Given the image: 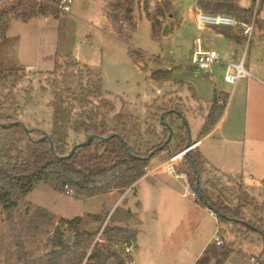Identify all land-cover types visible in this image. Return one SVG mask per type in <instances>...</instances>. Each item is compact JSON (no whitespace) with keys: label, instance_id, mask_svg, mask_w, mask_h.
<instances>
[{"label":"rangeland","instance_id":"374dc122","mask_svg":"<svg viewBox=\"0 0 264 264\" xmlns=\"http://www.w3.org/2000/svg\"><path fill=\"white\" fill-rule=\"evenodd\" d=\"M11 1L13 0H0V6ZM116 2L117 0H75L69 16H55L49 11L45 15H29L26 22L21 18L11 17L5 36L6 39H16L17 44L5 42L0 35V69L4 68L8 73L14 70V74L17 73L18 81L15 83V78L10 77L5 92L13 91L16 100H19L20 110L16 114L22 122L46 131L52 129L51 92L56 86L55 78L60 79L58 83L62 86L66 64L71 63L69 57L73 59L72 63H79L83 69L89 68L99 73L94 75H99L104 98L109 104V109H103L102 113L110 122L117 114L123 113L127 118L124 134L132 147H137L142 154L159 147L166 137L165 129L159 122L160 109L180 110L191 118L199 116L197 120L190 121L194 134L195 124L202 121L201 115L210 113L212 106L199 102L190 105L189 102L184 103L181 97H191L196 91L201 97L212 100L215 95L219 97L221 92H225L226 99L222 97L223 113L229 109L234 94L232 87L223 81V66H213L208 71L189 65L174 66L166 78L156 79L153 74L165 72L167 65L151 60L153 57L189 62L192 56L189 48L194 40L196 44V39L200 38L207 46L206 49L218 50L224 61L232 51L237 52L238 59L244 55L245 69L264 80V27L258 25V20H264L261 0L254 36L248 46L246 42L237 44L226 40L214 30L210 33L208 29L204 32L197 31V0H123L125 10L133 3V20L124 17V9H117L115 12L120 14V22L114 24L109 12L113 11L110 5L117 4ZM250 4V0H240V5L245 8ZM159 8L163 9V15H157ZM166 25H169V33L163 34ZM235 30L240 35L243 34L241 27ZM57 61L62 69L53 74ZM72 71L76 72L77 69ZM84 76L86 86L87 74ZM78 83L75 80L72 87L76 89ZM94 102L98 104V100L94 99ZM241 117L240 125L243 128L245 115L242 114ZM169 120L167 117L168 123ZM175 120V127L180 128L178 131L183 137L182 122ZM199 138V135L193 137V144ZM84 139L73 135L72 143ZM182 147L180 139L173 140L168 148L157 153L143 169L146 173V168L152 170L161 166L154 172V176L165 174L160 178L140 179L124 190L114 188L93 197H76L71 189L67 188L62 192L50 184H41L21 200L12 220L0 208V264H31L33 260L26 261L27 253L31 252L33 258L41 263L42 257L50 250L45 246L62 219L85 217L89 220L86 217L88 214L106 217L122 196V205L138 213L146 223L144 233H140L137 238L138 246L133 245L136 252L140 249L143 255L148 254L149 250L156 254L164 251L166 255H173L183 251L187 260L195 257L201 245L210 237L211 242L215 243V236L219 234L224 244H233L232 252L224 264H264L260 234L244 225L224 222L219 214L215 218L212 212L216 210L209 209L210 204L206 206L199 201L193 190L188 193L187 181L190 182L193 175L188 169L187 159L183 155L181 159L172 161V157L184 152L185 147ZM170 166L176 170L174 174L167 173ZM182 171L187 172L186 176L176 177ZM122 173L123 171L119 173V179H109L104 184L116 186L130 182V178H125ZM243 177L242 180L240 177L237 179L235 176L208 170L204 166L201 184L216 204L232 208L237 206V197L241 194L240 185L243 184L246 186L245 191L255 199V203L245 210V216L257 221L258 218H264V212L258 213V216L255 213V210L263 208L264 196H259L258 191L253 192L255 182L246 175ZM208 181L217 185L218 191L207 186ZM169 185L180 195L173 194ZM109 219H106L105 224ZM138 224L139 221L135 218L130 227L135 229ZM99 225L89 223L83 229L95 231ZM101 233L102 231L96 238L100 244L103 243ZM66 235L67 239L70 237L68 242L74 243V233ZM107 264L115 263L112 260Z\"/></svg>","mask_w":264,"mask_h":264},{"label":"trees","instance_id":"16d2710c","mask_svg":"<svg viewBox=\"0 0 264 264\" xmlns=\"http://www.w3.org/2000/svg\"><path fill=\"white\" fill-rule=\"evenodd\" d=\"M122 1L117 0V4L110 5L113 11L109 12V17L114 24L120 22V14L115 11L124 9ZM256 1L250 0V6L245 8L240 5V0H197V7L206 13L226 14L237 18L244 24H248L254 17ZM261 4L264 6V0H261ZM49 11L55 16L59 14L55 10L39 7L37 3L31 0H13L11 3L0 6V35H2V39L5 42L17 44L16 39H6L5 36L11 17L21 18L22 21L26 22L29 20V15H45ZM124 11V17H129L132 21L133 3ZM163 14V9L159 8L157 15ZM258 17L259 15H257L256 22ZM150 22L152 23V19H150ZM258 25L261 28L264 27V20H258ZM154 26L153 23V30L155 29ZM213 29L218 34L237 44L246 42L243 34L240 35L235 28L214 27ZM69 59L71 63L68 62L66 64V70L61 80L62 86L60 87L58 83L60 79L55 78L56 86L51 92L53 99L50 106L53 108V114L52 129L50 131H46L43 128H34L26 124L32 131L31 135H29L21 126L12 128H2L0 126V208L4 210L10 220H12L14 211L19 208L21 200L41 184H50L53 188L62 192L67 188L71 189L76 197H93L114 188L124 190L145 175L143 169L147 166L149 160H142L140 157H148L153 149L146 154H142L136 149L137 147H132L128 137L124 134L127 129V118L123 113L117 114L112 122L102 113L103 109H109V104L104 98L99 75H94L99 73L93 72L89 68H84V70L79 63H72L73 59L70 57ZM61 69L62 66L57 61L53 74H56ZM70 69H77V71H70ZM13 71L8 73L6 69H0V123L21 121L16 114L20 110L19 100H16L13 91L5 92L10 77L15 78V83L18 81L17 73L14 74ZM166 71H158L153 75L156 79H164L170 73V71ZM84 72L87 74L88 79L86 86L84 84ZM76 74L80 75L77 76ZM75 80L79 82L76 89L72 87ZM222 97L226 99L223 95L215 97V103L205 118L199 137L209 133L215 126L216 115L223 110L224 101ZM94 99L98 100V104H95ZM219 99L222 100L221 104L218 102ZM218 104L220 106L217 108ZM11 110H13L12 113L9 112ZM170 110L172 109H160V112L163 114L168 113ZM175 111H179L185 116L182 111L176 109ZM167 117L170 118L169 123L166 121ZM175 119L180 120L176 112L167 114L164 121L174 130L171 142L180 139L182 148H184L187 142L186 129L182 123L181 128L184 131V136L182 137L178 131L180 128L175 127ZM159 122L162 124L161 118ZM163 128L165 129L166 137L157 148L162 147L169 136L168 129L164 126ZM46 134L50 135L54 142L55 154L52 152L48 142L37 141ZM112 134L121 135L125 144L118 138H112L106 143L96 140L90 146L79 148L69 159L61 160L56 156H66L72 148L86 141L92 135L107 137ZM73 135L85 139L72 143ZM169 144L164 147V150L169 147ZM182 148H179V150ZM185 158L187 159L188 169L193 175L190 183L197 193L199 201L206 206L210 204L224 222H232L235 225L244 224L231 220L247 222L250 225V227H247L249 230L260 234L264 254V218H258L257 221H254L253 218H246L245 210L255 203V199L250 197L245 191L246 186L240 185L239 192L241 194L237 197L238 203L235 208L229 205L216 204L210 197L208 190L202 188L201 183L200 190H197V175L192 161L197 166L202 178L204 175V163L200 159L199 152L192 150L190 155L185 154ZM122 171L125 178H130V182L116 186H112L109 183L104 184L106 180L119 179V173ZM181 173L187 174L185 171ZM236 178L238 179L239 176ZM240 178L242 180V177ZM230 181L232 180L230 179ZM206 184L211 189L218 191L217 185L211 181L206 182ZM252 191L255 192L256 190L252 188ZM219 192L223 193V191ZM260 212H264V206L255 210L256 216ZM86 217L89 220H86L85 217H76L72 220L62 219L60 226L55 229L53 236L45 246L46 249L50 250L42 257L41 263L33 258L32 252L27 253L26 261L33 260L30 262L31 264H107L113 260L115 264H127L123 246L125 243L133 244L138 231V228L132 229L130 227L131 222L136 218L132 211L119 207L106 224L108 215L102 217L97 214H88ZM89 223H98L100 225L95 231L83 229ZM101 231L100 239L103 240L102 244L96 241ZM66 233H74V243L68 242ZM232 246L233 244H224L221 247L215 243L210 244L196 264H213V261H215L214 264H224L232 252Z\"/></svg>","mask_w":264,"mask_h":264},{"label":"crops","instance_id":"0c3cea01","mask_svg":"<svg viewBox=\"0 0 264 264\" xmlns=\"http://www.w3.org/2000/svg\"><path fill=\"white\" fill-rule=\"evenodd\" d=\"M213 30L214 29H208V32L210 33ZM190 43L191 42L189 41V44ZM203 48H207L204 43ZM189 50L191 51V54H193L196 50L195 40L193 41ZM224 83L226 85H230L225 81ZM231 87L233 89L234 94L231 98V105L229 109L227 111H224L223 113L221 112L220 114L216 115L217 120L215 126L210 130L209 133H207L203 137H200L196 142H194L191 149L199 152L201 156L200 159L208 170L217 171L231 177H243V175H246L249 180L255 182V185L257 187L253 186V189L258 191L259 194L262 193L261 197H263L264 80L252 74V77L242 78L239 80L235 87ZM222 95L225 98L227 96L225 92H221L219 97H221ZM181 99L184 101V103L189 102L188 104L190 105L199 102L200 104L213 106V104L215 103V98L212 100H207L201 97L196 91L193 92L191 97L186 96L181 97ZM218 102L221 103L220 99ZM242 114L245 115L243 128H241L240 125ZM206 116L207 114L201 115L202 121L200 123L195 124V132L193 136L194 138L199 135L202 126L204 125ZM185 117L187 118L189 123L190 121H195L200 118L199 116L191 118L188 114H185ZM184 156L182 153L175 155L174 157H172V161H177ZM161 176L145 175L141 179H157ZM169 188L173 194L180 195L174 187L169 185ZM182 196H185V194H183ZM122 197H120L114 203L113 207L109 210L108 218H110L111 215L115 212V210L119 207L129 209L126 206L122 205ZM132 213L136 216L139 221V225L137 227V236L136 240L132 244L133 246L138 242L137 238L139 234L142 232L144 233L146 223L140 219L138 213L133 211ZM151 235L152 234H150V239H152ZM211 241L212 237H210L201 245V249L195 257L187 260H185L186 258H184L185 256L183 255V251L177 253L178 255H166L164 251H161V253L156 254L152 253V250H149L150 252H148V254L143 255L140 249L137 252L135 251V249H133L130 258L135 260L136 264H196V262L207 249V247L210 244H214ZM136 246H138V244H136Z\"/></svg>","mask_w":264,"mask_h":264},{"label":"built area","instance_id":"2783aa9c","mask_svg":"<svg viewBox=\"0 0 264 264\" xmlns=\"http://www.w3.org/2000/svg\"><path fill=\"white\" fill-rule=\"evenodd\" d=\"M37 3L39 7H44L47 9L55 10L61 15L69 16L72 14V5L75 0H31ZM260 0L256 1L254 17L250 23L244 24L240 22L237 18L226 15V14H210L206 13L202 10H198L196 15V30L199 32H204L206 29L214 28V27H231L237 28L241 27L243 29V34L246 38V45L248 46L254 36L255 23L257 18V13L259 9ZM173 52H171V55ZM244 58L245 56L238 59V54L235 51H232L228 58L224 61L222 54L216 49L206 50L203 48V42L200 38L196 39V50L191 56V60L189 62L183 61H169L167 59H160L158 57H153L151 60L163 63L167 65V71H172L174 66H182L189 65L195 67L199 70L208 71L213 66H223L225 69L224 72V81L231 86L235 87L240 79L252 77V74L245 69L244 66ZM174 163V162H169ZM161 166H158L152 170H148L146 168L145 175H154L155 170H158ZM175 169L173 167L167 168L168 174H174ZM144 175V176H145ZM186 176V173H178L176 177ZM186 190L191 192L193 190V194L197 198V194L191 186V183L187 181ZM187 193V194H188ZM212 215L216 218L218 214L216 212H212ZM215 244L217 246H222L224 244L223 238L216 234L215 236ZM124 249V257L127 258V264H136V261L130 258L133 246L130 243H125L123 246Z\"/></svg>","mask_w":264,"mask_h":264},{"label":"water","instance_id":"95a60500","mask_svg":"<svg viewBox=\"0 0 264 264\" xmlns=\"http://www.w3.org/2000/svg\"><path fill=\"white\" fill-rule=\"evenodd\" d=\"M169 33V25H166L163 29V34H168ZM176 112V114L180 117V121L183 123V125L185 126V129H186V134H187V142H186V148L185 150L187 151V155H190L191 154V151L193 149L192 146H193V132H192V129H191V126H190V123L188 122L187 118L185 116H183L181 114V112L179 111H175V110H170L168 113H163L161 115V123L162 125L168 129L169 131V136H168V139L166 140L165 144L158 148L156 151H159V150H162L167 144H169L174 136V130L173 128L167 123L164 121V118L167 114H172ZM0 126L2 128H12V127H15V126H21L22 128H24V130L29 134L31 135L32 131L27 127V125L22 122V121H16V122H12V123H0ZM112 138H118L119 140H121L123 142V144H125V141L123 140V138L121 137V135L119 134H112L110 136H107V137H103V136H100V135H92L89 139H87L86 141L82 142V143H79L77 144L74 148H72V150L69 152V154H67L66 156H59V155H56L58 159H61V160H64V159H69L71 158L75 153L76 151L81 148V147H86V146H90L94 141L96 140H100L102 142H108L109 140H111ZM38 142H48L49 145H50V148L52 150V152L55 154V145H54V142L52 140V138L50 137V135L46 134L44 135L42 138L38 139L37 140ZM126 148L128 149V147L126 146ZM154 152H152L150 154V157L153 155ZM142 160H146L145 158H140ZM193 165H194V170H195V173L197 175V190L199 191L200 190V183H201V176L199 174V171L197 169V166L195 165L194 161H192ZM209 209L212 210V207L210 206ZM217 213V212H216ZM231 221H234V222H240L242 224H244L246 227H250V225L247 223V222H244V221H240V220H231ZM68 241H70V237H68L67 239Z\"/></svg>","mask_w":264,"mask_h":264},{"label":"flooded vegetation","instance_id":"af4514ba","mask_svg":"<svg viewBox=\"0 0 264 264\" xmlns=\"http://www.w3.org/2000/svg\"><path fill=\"white\" fill-rule=\"evenodd\" d=\"M169 112V111H168ZM162 115V114H161ZM160 118H161V116H160ZM165 118H166V116H165ZM158 148H154L151 152H150V154L152 153V152H154L153 153V155L150 157V155L148 156V157H140V158H145L146 160H151L157 153H159V152H163L164 151V148L162 149V150H159V151H156Z\"/></svg>","mask_w":264,"mask_h":264},{"label":"bare ground","instance_id":"6f19581e","mask_svg":"<svg viewBox=\"0 0 264 264\" xmlns=\"http://www.w3.org/2000/svg\"><path fill=\"white\" fill-rule=\"evenodd\" d=\"M186 152H187V151H186V150H184V152H183L182 154H183V155H185V154H186Z\"/></svg>","mask_w":264,"mask_h":264}]
</instances>
